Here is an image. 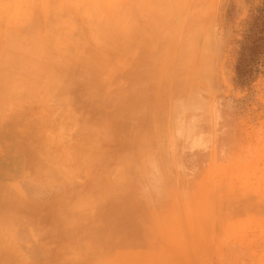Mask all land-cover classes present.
I'll use <instances>...</instances> for the list:
<instances>
[{"label": "rangeland", "instance_id": "rangeland-1", "mask_svg": "<svg viewBox=\"0 0 264 264\" xmlns=\"http://www.w3.org/2000/svg\"><path fill=\"white\" fill-rule=\"evenodd\" d=\"M56 2L0 50V264H264V0H96L119 45Z\"/></svg>", "mask_w": 264, "mask_h": 264}, {"label": "bare ground", "instance_id": "bare-ground-1", "mask_svg": "<svg viewBox=\"0 0 264 264\" xmlns=\"http://www.w3.org/2000/svg\"><path fill=\"white\" fill-rule=\"evenodd\" d=\"M10 1H14V0H0V21H4V23H6L8 20V25H5L3 34H0V36H2V39L0 38V50L3 51L2 54L4 58L7 59V60L4 59L5 60L4 64L9 69L14 68L16 66L15 63L22 60L23 56L21 52L24 51L25 49L26 50L30 49V52L35 55L43 54L44 56H47V53L45 52L46 51L45 47H46V44L50 41V39L47 38L48 36L46 35V32L47 34H49L48 33L49 29L46 30V25L48 23H51L55 19H58V22L52 24V25L56 24L58 26V30L62 27L63 22L67 23V28L69 29V31L75 30L74 25L71 23L72 15L70 16V14L65 13L66 9L63 7L65 9L64 11L61 7H59L56 0H41L42 9L37 14L35 10L32 9V3L29 0H22V6L17 11L11 10ZM74 1L80 4V7L84 14L83 18H85L84 20H87V21H84L86 24L87 22H89L90 25H93L97 23L99 17L100 18L102 17L105 20L103 24V29L109 30V39L110 40L114 39V45H117V44L119 45L125 40V29H126L125 28V16H124V13L121 12V9H120V13H116L115 12L116 10L113 9L112 6L110 7L106 5L105 6L106 8H104V5L98 2L96 3L95 2L96 0H74ZM41 23L44 24L43 28L41 26ZM94 28H96L97 30L99 26L98 27L95 26ZM38 30H42V31L46 30V32L45 34L44 33L39 34L37 33ZM69 31L67 33L66 32L60 33V30H59L58 34L60 35V37H58L57 42L62 43L64 38L66 40V38L70 34ZM78 31H75V32L78 33ZM101 31L102 30H100V32ZM75 32H73V34ZM96 32H99V31H96ZM72 36L74 37V35ZM75 36H76V33H75ZM94 36L96 37L97 34H93L92 38ZM63 49L65 50V48ZM47 62H48V66L53 63L52 61H47ZM8 81L11 85L15 84L12 77L8 78ZM65 92H68V91H65ZM62 98L64 97L62 96ZM62 101L59 100L58 103H63L64 101L63 102ZM61 106H63V104ZM37 244H39V246L42 245V243L41 245L40 243H37Z\"/></svg>", "mask_w": 264, "mask_h": 264}, {"label": "trees", "instance_id": "trees-1", "mask_svg": "<svg viewBox=\"0 0 264 264\" xmlns=\"http://www.w3.org/2000/svg\"><path fill=\"white\" fill-rule=\"evenodd\" d=\"M244 60V59H243ZM239 70H240V66H239ZM239 73H241V71H239Z\"/></svg>", "mask_w": 264, "mask_h": 264}]
</instances>
